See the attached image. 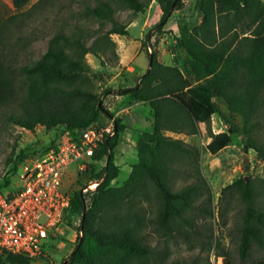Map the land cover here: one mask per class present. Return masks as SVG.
Here are the masks:
<instances>
[{
  "label": "trees",
  "instance_id": "trees-1",
  "mask_svg": "<svg viewBox=\"0 0 264 264\" xmlns=\"http://www.w3.org/2000/svg\"><path fill=\"white\" fill-rule=\"evenodd\" d=\"M30 1L13 0V4L22 9ZM152 1L162 12L159 30L182 6V0H97L85 8L83 17L97 22L100 29L110 25L105 32L88 38L82 24L59 26L40 59L17 69L0 55V115L30 131L38 126L59 129L58 140L45 151L57 145L65 130L98 124L101 113L111 117L103 99L108 93L129 95L152 109L153 128L139 137L138 160L122 185L112 183L121 171L115 156L125 126L116 120L115 134L100 143L84 175L101 182L94 191L76 193L72 198L67 220L81 214V234L62 264H154L159 254L145 234L146 227L153 225L168 236L193 227L192 213L206 179L196 151L165 132L196 135L200 123L210 126L218 114L229 128L211 132L203 152L216 157L237 134L243 151H254L256 159L264 162V0H196L201 19L193 24L181 22L174 41L173 50L185 53L183 62L176 59L166 64L155 52H148L149 69L135 86L97 92L87 55L98 58L102 67L108 65L106 56L119 60L112 36L127 35L129 23L117 19V9L141 14ZM25 152L17 159L22 161ZM186 155L197 159L198 181L175 191L171 186L173 164ZM103 158L106 164L96 171L94 164ZM13 164L10 171L17 173L19 165ZM10 184L11 178L6 176L0 193ZM230 188L239 192L245 206L239 246L241 264H245L255 243L264 248V209L256 204L252 181L241 177ZM38 258L6 252L0 255V264H32ZM224 262L231 264L225 258ZM170 264L187 263L175 260ZM253 264H264V257Z\"/></svg>",
  "mask_w": 264,
  "mask_h": 264
},
{
  "label": "rangeland",
  "instance_id": "rangeland-1",
  "mask_svg": "<svg viewBox=\"0 0 264 264\" xmlns=\"http://www.w3.org/2000/svg\"><path fill=\"white\" fill-rule=\"evenodd\" d=\"M96 2L97 0H46L39 3V0H31L22 9H16L13 0H0V55L11 67L17 69L40 59L47 51L48 42L59 26L66 25L67 28H72L74 25L82 24L87 28L88 38L105 32L110 25L100 29L97 22H91L90 19L83 17L85 8L95 5ZM181 2L182 6L172 12L161 30L157 29V25L161 20L162 12L156 1H152L146 12L141 14H135L132 9H117V19L129 23L127 35L112 36L118 45L119 60L111 55L106 56L108 65L102 67L98 58L92 54L87 55L88 61L94 68L92 74L96 76V90L99 94L110 86L121 88L136 84L138 81L136 75L142 72V64L145 65L146 62L148 65V52H155L157 57L161 58L159 60L166 64L171 65L176 59L183 62L185 53L173 50L175 37L179 34V24L196 23L201 19V15L195 7L196 0ZM123 42L128 44V54L133 55L139 50L141 53L132 63V70L128 73L122 71L117 80L115 79L111 85H106V80L110 78L108 74L112 73L113 77L114 68L120 62ZM113 65L115 67L111 69ZM109 95L113 94L108 93L103 99L107 102L110 98L111 103L108 102L107 106H112L116 100ZM126 98L131 100V96ZM133 111L136 115L142 114L144 119L150 115L149 107L144 109L138 107ZM106 120V115L101 113L98 121L105 123ZM128 125L131 133L136 129L139 131L149 129V127L140 128L138 124L133 123ZM199 128L200 131L196 135L165 132L168 137L180 139L196 151L206 184L202 185L203 192L195 202L192 228H181L180 232L175 231L169 236L153 225L145 228L149 242L159 254L154 264H170L175 260L187 264H226L224 258L231 264H241L239 246L245 206L239 192L234 188L231 189L230 186L237 179L247 177L246 181H252L257 193V206L264 209V162L256 159L254 151L248 153L243 151L241 136L237 134L232 135L230 144L216 157L203 152V147L211 140V132L219 133L229 128L218 114L213 116L210 126L200 123ZM261 131L263 135V130ZM58 134L59 129L47 130L43 126L30 131L0 115V184L4 183L6 176L11 178V184L3 188L4 195H12L23 184L20 178L21 169L17 173L10 171L14 161L18 165L21 162L17 159V155L25 150L27 154L25 157L38 155L45 151L52 141L58 140ZM194 158L196 159L195 156ZM194 158L186 155L178 158L173 164L175 167L171 176L173 190H180L198 181V175L194 171L197 159ZM246 158L250 160L249 170L246 169ZM137 160L135 149L128 151L124 163L118 158L117 162L122 167L119 176L112 184L122 185L129 178L130 163H135ZM105 164L106 158H103L94 164V168L96 171L102 170ZM79 166L80 162L70 164L63 176L61 188L65 192L72 193V198L76 193H81L82 188L89 181L86 175L79 173ZM144 206L147 208L149 205L145 203ZM81 218L82 215L77 214L71 221L66 220L63 224L65 234L46 248L44 258H38L32 264H62L68 260L80 234L78 223ZM262 257H264V248L255 243L245 264H253L256 259Z\"/></svg>",
  "mask_w": 264,
  "mask_h": 264
},
{
  "label": "built area",
  "instance_id": "built-area-1",
  "mask_svg": "<svg viewBox=\"0 0 264 264\" xmlns=\"http://www.w3.org/2000/svg\"><path fill=\"white\" fill-rule=\"evenodd\" d=\"M116 120L113 115L107 124L67 129L56 146L20 162L22 186L11 197L0 193V255L46 256V248L65 234L63 224L72 201V193L61 188L65 170L80 162L79 173L85 174L100 143L115 134ZM100 182L89 177L81 193L94 191ZM80 223L81 219L78 227Z\"/></svg>",
  "mask_w": 264,
  "mask_h": 264
},
{
  "label": "crops",
  "instance_id": "crops-1",
  "mask_svg": "<svg viewBox=\"0 0 264 264\" xmlns=\"http://www.w3.org/2000/svg\"><path fill=\"white\" fill-rule=\"evenodd\" d=\"M117 39L120 40V38H117ZM119 45H120V43H119ZM127 50H128V44H127V42H123V45L121 48L120 62L118 64V66L114 68L113 77L108 78V80H106V85H111V83L113 81H115V79L117 80L122 71L128 73L130 70H132L131 69L132 63L139 56V54L141 53V50L137 51L133 55L128 54ZM159 59L161 60V58H159ZM148 61H149V59H148ZM148 69H149V62H148V65L145 62V65L142 64V72L137 73L138 75H136V78H139L141 76V74H144ZM133 78H135V77H133ZM135 85L136 84L126 85V86H123L121 88L133 87ZM110 89L116 90V89H119V87H116V86L111 87L110 86ZM112 94L113 95H109V97H114V100H116V103H113L112 106H110V105L107 106V104L111 103L110 98H108L109 100H107V102L104 99V102H105L106 108L110 111V114L112 116L116 115L117 120H119V122L125 126L124 131L121 132V134H120V140H119V145H118L119 150L117 149V153L115 156L116 163L122 167V165L117 162V159L120 158V161L122 163H124V158L127 157L128 151H132L135 149V151L137 153V141H138V139L141 136L143 131L152 130L153 124H154V116H153L152 109L150 108L149 104L141 102V101H136L132 97H131V100H129L128 98H126V96H129V95H120L117 92H114ZM138 107H139V109H144V108L149 107L150 108V115H148V117H145V119H144V116L142 114L136 115L134 113L133 109L138 108ZM109 117H110V115H106V119H107L106 122L102 123V122L98 121V124H107ZM132 123L138 124V126L140 128L149 127V129H146V130L143 129L142 131H139L136 129L133 133H131L129 131V125L128 124H132ZM133 164H134L133 162L130 163V167H132Z\"/></svg>",
  "mask_w": 264,
  "mask_h": 264
},
{
  "label": "water",
  "instance_id": "water-1",
  "mask_svg": "<svg viewBox=\"0 0 264 264\" xmlns=\"http://www.w3.org/2000/svg\"><path fill=\"white\" fill-rule=\"evenodd\" d=\"M246 169L247 170L250 169V160H249V158H246ZM245 179L247 180V177H245Z\"/></svg>",
  "mask_w": 264,
  "mask_h": 264
}]
</instances>
